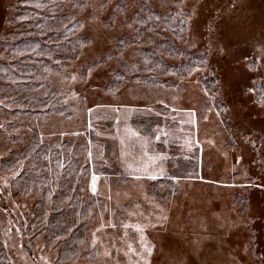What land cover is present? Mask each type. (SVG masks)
<instances>
[{"label": "rangeland", "instance_id": "obj_1", "mask_svg": "<svg viewBox=\"0 0 264 264\" xmlns=\"http://www.w3.org/2000/svg\"><path fill=\"white\" fill-rule=\"evenodd\" d=\"M10 1L0 0V35ZM117 1H86L77 55L32 91L54 92L68 115L13 130L0 118L8 263L264 264V0H123L116 12ZM140 2L178 9L186 36L176 43L205 60L175 84L106 90L110 70L139 60L116 45L132 33L127 21ZM0 107L8 117L2 99ZM33 133L41 145L71 143L86 168L80 190L91 201L90 223L72 259L25 232L38 195L16 194L22 164L9 162Z\"/></svg>", "mask_w": 264, "mask_h": 264}, {"label": "trees", "instance_id": "obj_2", "mask_svg": "<svg viewBox=\"0 0 264 264\" xmlns=\"http://www.w3.org/2000/svg\"><path fill=\"white\" fill-rule=\"evenodd\" d=\"M86 1H10L7 28L0 35V99L10 109L8 117H3L6 111L0 107V118L10 119L8 130L26 128L50 115H68V106L62 105L54 92L38 98L32 91L41 86L39 81L46 75L62 74L77 55L78 46L84 42L78 37L81 22L77 14ZM123 4V0L114 3L116 12L123 10ZM179 14L175 7L160 12L146 2L139 3L127 21L132 33L122 35L116 45L119 49L131 48L139 60L110 70L106 90L116 92L135 81L143 85L175 84L192 68L203 65V53L183 49L176 43L186 36ZM165 56L183 60L171 63ZM206 86L211 89L209 82ZM9 163L22 164L20 174L12 181L16 194L38 195L26 221V234L32 239L44 235L46 247L50 243L59 246L60 258H74L86 238L91 201L81 193L86 168L80 167L72 144L41 145L33 133ZM0 264H9L1 242Z\"/></svg>", "mask_w": 264, "mask_h": 264}]
</instances>
